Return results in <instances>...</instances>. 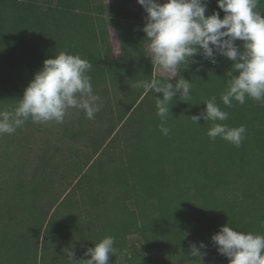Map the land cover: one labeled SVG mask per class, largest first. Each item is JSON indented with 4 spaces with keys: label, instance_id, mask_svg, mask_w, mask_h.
<instances>
[{
    "label": "trees",
    "instance_id": "1",
    "mask_svg": "<svg viewBox=\"0 0 264 264\" xmlns=\"http://www.w3.org/2000/svg\"><path fill=\"white\" fill-rule=\"evenodd\" d=\"M133 1L0 0V109L14 108L44 61L64 51L91 62L93 88L104 87L116 119L50 205L44 193L58 182L54 176H68L45 172L46 156L28 179L0 176V264H82L66 250L76 261L89 259L87 249L106 236L119 249L109 264H192L190 244L200 242L207 247L199 264H229L211 239L221 226L264 234V102L223 105L233 62L217 56L213 64L197 54L168 79L191 82V99L177 95L169 134H162L154 96L163 94L137 86L154 77L155 66L144 44L146 11L139 4L137 18L126 17ZM207 5L206 15L224 17L217 0ZM110 28L120 40L118 57ZM212 96L229 113L218 123L246 127L240 147L210 139L211 121L190 120Z\"/></svg>",
    "mask_w": 264,
    "mask_h": 264
},
{
    "label": "clouds",
    "instance_id": "2",
    "mask_svg": "<svg viewBox=\"0 0 264 264\" xmlns=\"http://www.w3.org/2000/svg\"><path fill=\"white\" fill-rule=\"evenodd\" d=\"M147 13L142 31L149 42L150 57L154 66L177 73L179 66L199 54L215 64L217 56L232 61V71L227 73L224 92L220 100L226 107L240 105L246 98L264 102V11L259 9L260 0H217L218 11L206 15L207 0H137ZM243 42V51L236 41ZM92 64L79 54L61 51L54 58L44 61L43 67L25 88L22 99L12 109H0V136L14 134L27 121L41 124H62L70 109L82 110L90 120L101 110L99 95L94 92L89 73ZM170 80L153 77L137 86L145 91L162 93L154 96L156 115L160 118V131L168 135L165 126L177 95L186 102L191 99L192 83L180 77L175 84ZM206 108L190 120L199 125L203 118L211 121L207 135L215 140L220 137L236 147L242 144L247 129L244 125L229 127L218 123L228 120L229 113L221 109L216 96L203 102ZM189 119V118H188ZM212 242L217 251L226 256L229 264H264V234L234 229L229 223L213 234ZM207 246L200 242L190 244V255L199 264L201 249ZM68 259L82 264H109L116 256L115 238L106 236L85 252L89 259L76 261L75 252L67 249Z\"/></svg>",
    "mask_w": 264,
    "mask_h": 264
},
{
    "label": "rangeland",
    "instance_id": "3",
    "mask_svg": "<svg viewBox=\"0 0 264 264\" xmlns=\"http://www.w3.org/2000/svg\"><path fill=\"white\" fill-rule=\"evenodd\" d=\"M103 1L106 3L108 0ZM138 10L139 3L131 2L125 11L126 17L136 19ZM110 39L114 55L120 56V40L113 28H110ZM146 40L144 44L149 49V42ZM175 74L158 65L154 68V77L158 79L168 80ZM104 91L103 86L94 89L100 97L98 103L101 105L95 119H88L82 110L70 109L62 124L55 122L37 124L29 120L14 134L0 136V176L4 178L20 172L28 179L46 156L50 164L45 172L54 170L68 176V178L54 176L58 182L51 186V191L44 193L46 203L52 204L56 196L63 194L72 185L70 182L74 179L70 174L76 172L78 169L76 167H82L89 158L95 156L93 140L97 137L107 140L108 127L116 123L115 117L108 112V99ZM101 112L105 113L104 118L99 116Z\"/></svg>",
    "mask_w": 264,
    "mask_h": 264
}]
</instances>
